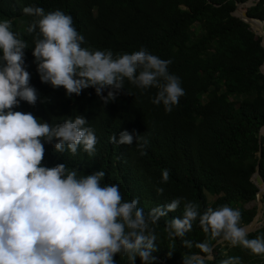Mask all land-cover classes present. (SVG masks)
<instances>
[{"label": "trees", "instance_id": "trees-1", "mask_svg": "<svg viewBox=\"0 0 264 264\" xmlns=\"http://www.w3.org/2000/svg\"><path fill=\"white\" fill-rule=\"evenodd\" d=\"M244 0H0V19L13 22L12 31L22 33L33 18L22 9L36 5L45 12L61 10L73 18V26L84 36L82 47L110 50L113 57L145 48L161 59L171 60V74L179 77L185 95L171 112L151 100L157 89L140 90L125 80L114 101L103 104L92 87L80 95H66L61 86L42 83L34 63L32 35H22L29 45L24 49V67L30 73V85L37 90V103L20 101L13 111L32 113L50 125L83 115L87 127L97 137L96 153L89 156L83 148L76 154L54 151L44 141L42 165L65 163L84 176L102 170V185H118L122 199H138V207L148 211L182 197L175 212L154 225L157 233L154 264H183L182 257L196 252L197 242L212 244L210 234L203 233L198 219L184 239L193 241L186 248L179 238L169 239L166 222L179 218L185 202L206 208L229 206L241 211V226L247 224L255 206L244 207L255 198L258 186L252 173L264 182V138L257 132L264 127V74L259 65L264 48L259 36L238 17L231 15L236 2ZM239 10L264 20V0ZM23 21V23H22ZM252 25V24H251ZM257 34L259 26L252 25ZM131 92L132 95H129ZM106 94V92H105ZM43 101V102H42ZM138 134L147 144L140 155L138 143L117 145L110 142L121 131ZM169 179L162 182V170ZM163 188V194L157 189ZM264 206V195L261 197ZM264 236V224L248 238ZM175 250L169 255V249ZM213 260L220 264L228 256H239L241 264H264V255H254L227 242L214 246ZM116 264H129L127 255L114 256ZM135 264H141L139 257Z\"/></svg>", "mask_w": 264, "mask_h": 264}, {"label": "clouds", "instance_id": "clouds-1", "mask_svg": "<svg viewBox=\"0 0 264 264\" xmlns=\"http://www.w3.org/2000/svg\"><path fill=\"white\" fill-rule=\"evenodd\" d=\"M22 14L33 18L22 33L12 31L11 20L0 19V264H116L117 254L127 255L129 264H135L137 257L141 264H154L158 237L153 226L177 211L183 198L155 206L146 215L138 199H122L118 185L101 184L106 175L102 170L80 176L78 169H69L64 162L43 166L42 141L57 153L67 150L74 155L82 147L93 156L97 144L93 129L86 126L83 115L50 125L13 108L20 101L34 106L38 100L24 67V49L29 45L22 35L35 33L32 55L42 83L62 86L69 96L92 87L103 104L114 101L127 80L142 91L156 88L151 102L171 112L185 95L179 77L168 70L172 61L143 47L115 58L110 50L82 47L84 36L73 26L71 15L61 10L46 13L31 5ZM109 139L117 145L143 140L137 147L140 155H146L147 140L138 134L134 138L124 130ZM168 179L169 170H162V182ZM163 192L157 189L158 194ZM197 219L213 241L264 255V236L248 238L241 211L227 205L200 213L197 204L185 202L182 216L166 222L169 239L179 238L184 247L192 248L193 241L184 237ZM195 247L203 255L187 254L183 264L213 260L212 244L197 242ZM174 250L173 245L169 255ZM220 264H241V258L228 256Z\"/></svg>", "mask_w": 264, "mask_h": 264}, {"label": "water", "instance_id": "water-1", "mask_svg": "<svg viewBox=\"0 0 264 264\" xmlns=\"http://www.w3.org/2000/svg\"><path fill=\"white\" fill-rule=\"evenodd\" d=\"M258 0H244L242 2H236L234 9L231 12V15L238 17L240 20H242L243 22H245L249 28L251 29V31L254 34H257L256 31L254 29H252V25L251 24H255V23H260L262 25V27L264 28V20L263 19H259L256 17H252L249 16L243 12H241L239 10L240 7H248L251 6L253 4H255ZM259 36V44L264 48V34H257ZM259 71L264 74V59L262 61V63L259 65ZM263 137L264 138V127H260L258 132H257V143H258V154L257 156L259 157V153H260V149H261V143H260V138ZM252 178L254 179V183L258 186V190L255 193V212L252 216V218L250 219V221L245 224L242 225L243 227H245L248 232H253L254 230H256L257 228H259L261 225L264 224V221L260 222L258 219L259 214L261 212L262 209H264L263 203L261 201V196L264 194V182L261 180L260 176L258 175V165H255L254 168V172L252 173ZM217 243L216 241H214L212 243L213 246H215Z\"/></svg>", "mask_w": 264, "mask_h": 264}, {"label": "rangeland", "instance_id": "rangeland-1", "mask_svg": "<svg viewBox=\"0 0 264 264\" xmlns=\"http://www.w3.org/2000/svg\"><path fill=\"white\" fill-rule=\"evenodd\" d=\"M255 35H257V34H255ZM258 36V35H257ZM264 195V194H263ZM262 195V196H263ZM261 196V197H262ZM252 206H256V203H255V200H253V201H251V202H248V203H246L245 205H244V207H252ZM257 220H259L260 222H262V221H264V209H262L261 210V212H260V214H259V218L257 219Z\"/></svg>", "mask_w": 264, "mask_h": 264}, {"label": "bare ground", "instance_id": "bare-ground-1", "mask_svg": "<svg viewBox=\"0 0 264 264\" xmlns=\"http://www.w3.org/2000/svg\"><path fill=\"white\" fill-rule=\"evenodd\" d=\"M252 25L259 26L262 29V33L261 34H264V28L262 27V25L260 23H255V24H252Z\"/></svg>", "mask_w": 264, "mask_h": 264}]
</instances>
